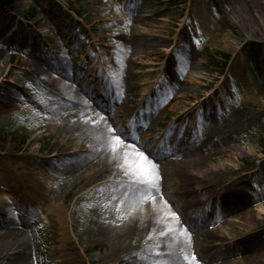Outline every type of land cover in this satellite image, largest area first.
Returning a JSON list of instances; mask_svg holds the SVG:
<instances>
[{
	"label": "rangeland",
	"instance_id": "1",
	"mask_svg": "<svg viewBox=\"0 0 264 264\" xmlns=\"http://www.w3.org/2000/svg\"><path fill=\"white\" fill-rule=\"evenodd\" d=\"M197 2L0 0V196L6 194V202L13 203L1 204L0 225L24 223L29 228L34 243L31 264H55L65 255L76 264H164L161 251L157 256L156 250L147 248L154 242L150 235L147 243L142 242V236L133 242L128 240L124 252L113 257L110 243H95L97 228L115 230L125 224L124 189L107 186L110 179L88 183L85 175L80 180L65 176L64 171L78 162L89 147L80 148L81 142L74 141L67 144L65 155L56 156L69 139L59 134L60 120L72 114L69 107L74 104L69 95L56 98L47 91L50 77L57 75L52 70L60 66H67L75 76V82L70 81L74 91L85 94L92 82L95 90H104L100 98L91 93L88 104L99 105V109L94 106V112L102 117L106 116L105 111L109 112L111 118H117L120 129L127 125L128 144L146 155L152 154V159L163 167L167 160H176L173 150L208 141L199 138L208 120L211 126H219L229 116H238L232 136L233 156H214L209 150L200 173H195L200 183L190 180V185L196 201H201L207 196L202 187L215 188L221 173L226 175L222 178L225 184L245 175L227 191H242L246 207L243 213L224 217L210 227L206 225L207 232L219 235L207 242L190 238L194 233L187 225L182 227L188 236L184 255L194 254L197 245L213 251L230 248L232 237L253 228L262 243V258L257 263H240L237 258L234 264H264V107L259 112L247 102L252 87L264 103V41L259 36L246 37L234 26L236 0ZM202 3L208 14L207 24L199 10ZM220 35L227 42L239 44L220 43ZM158 40H166L167 45L159 48L157 54L151 52L153 49L143 53L144 49L138 46ZM172 44L177 47L171 52ZM28 53L35 54L41 62L43 74L31 77L25 73L29 69L23 61ZM130 57L133 64L129 63ZM124 74L128 88L122 83ZM172 83L186 91H173ZM207 93L210 97L200 102L201 108L191 111L186 123L176 118ZM154 109L152 118L156 122L147 125ZM182 127L183 135L174 140ZM159 132L170 134L165 140L158 138L159 144L153 148ZM164 154L169 155L161 158ZM228 168L240 169V173L231 175ZM36 181L51 189L36 193L30 189ZM165 183V194L177 201L180 183L171 178ZM154 199L153 195L145 203ZM51 201L66 210L65 226L53 210L47 220L41 216L39 208ZM219 205L213 201L202 217L197 209L186 211L183 219L198 221L217 215ZM64 236L73 242L68 251L63 249ZM77 239L82 244L79 250L75 247ZM4 241L0 235V264H10L5 255L10 253V247H3ZM87 259L93 261L89 263ZM181 261L188 263L183 258Z\"/></svg>",
	"mask_w": 264,
	"mask_h": 264
},
{
	"label": "bare ground",
	"instance_id": "2",
	"mask_svg": "<svg viewBox=\"0 0 264 264\" xmlns=\"http://www.w3.org/2000/svg\"><path fill=\"white\" fill-rule=\"evenodd\" d=\"M200 2H202V0H198L197 4H200ZM200 9L202 11V19H204L205 24H207L208 14L204 11V3L200 5L199 10ZM233 9L236 11L235 17L233 18L234 26L236 25L246 37L259 36L261 40L264 41V0H236ZM219 37L220 43H229V45L239 44V42H227L224 36L220 35ZM163 45H167L166 40L138 44L139 47L141 46L142 49H144L143 53H150L149 50L153 49L151 52H154V54H157L160 50L159 48H162ZM176 47L177 45L174 46L172 44L170 47V49L172 48L171 52ZM131 49L132 47H130L127 55H130ZM27 57L28 58L23 61V65L25 64L29 70L24 72L31 77L35 76V74H43L45 68H43L41 62L37 60L35 54L28 53ZM128 60L129 63L133 64L134 61L131 57ZM168 62L169 61L166 63L167 66L169 64ZM52 73L57 75L50 77V89L47 90L49 95L57 98L59 95L64 94L66 96L69 95L74 100V104L69 107L70 113L72 112V114L67 118H62L59 123L61 125L59 126V134L68 136L69 139L60 147L56 156L65 155V152L69 148L67 144L74 141L81 142L80 148L89 147L78 162L71 164V166L64 171L65 176L67 178L80 180L83 175H85L87 176L88 183L110 179L106 182L107 186L124 189L122 207L124 208L123 214L125 217V224L118 226L115 230L99 227L94 231V236L92 235L95 237V243L98 240L111 244L110 250L112 257L124 252L128 240L133 242L138 236H142V242L147 243L146 237L150 235V237L154 239V242L147 245V248H153L159 252L161 251V258H163L164 264H183L181 260L183 258L182 256H184V248H186L184 246L188 236H186L185 232L183 235L180 234V232L183 231L182 227L187 225L191 234L194 233L190 238L196 241L207 242L219 235L214 232H207L205 230L206 225L210 227L213 226L215 222L222 221L224 217L243 213L242 211H244L246 207V201L242 191L237 190V193L229 194L227 190L232 183H236L245 175L239 178H233L225 184L222 178L226 175L225 173H221V178L215 188H210L209 186L202 187L201 191L207 192V196L201 201H196L194 188L190 185V180L200 183L201 179L199 180V177L196 176L197 174L195 173H200L205 159L209 158L207 155L209 150L214 152V156L222 155L223 157L226 156L228 159L233 156L232 150L235 148L232 147V136L236 129L234 124H237L239 120L238 116H229L223 123L219 124V126H211L208 120L204 126L205 131H202L199 136V138H206L208 141L202 145L190 146L187 149L181 148L179 151L173 150V153H176V160H167L166 166L164 167L161 166L157 160L152 159V154H148L149 159H152L153 161H151L156 165V171L158 173L157 187L159 191L153 190L155 199L147 204L145 203V199L141 198L140 194L135 193L133 188H129L130 177L125 175L124 167H122V165H124L125 152L129 154L130 164L133 162L136 164L139 163L133 155V153L138 150L127 142L128 146L125 144L118 145L114 152L109 147L106 139L111 135L108 132L109 127L118 128L123 132L128 129V126L125 125L120 129L117 118H111L109 112H106L103 108L102 111H105L106 116L101 119L102 114L94 112V106L99 109V105L96 102H94V106L88 104V101L92 97L91 93H94L96 96L98 94V98H100V96L102 97L104 95V90L101 88L95 90V88H93L94 83L92 82L87 87V92H85L86 95L79 91H74L70 81H73L72 78H75V76L68 72L67 66H60L59 69L52 70ZM123 78L124 80L122 83L128 88L129 82L127 81V75L124 74ZM171 86L173 87V91H186V89L179 86V84L172 83ZM250 89V94H252V96H250L249 99L247 98V102L254 105L257 111L260 112L262 107H264V103L255 96L256 94L253 93L252 87H250ZM123 91H125V89H122V92ZM204 96L205 97L199 101H196L197 103L193 105V108L190 107L180 112L177 114L176 118L186 123L187 117L191 114V111L201 108L199 104L202 103L200 102H205L207 98L210 97L209 93ZM183 98L185 99L187 97L185 96ZM154 112L155 109L150 112L151 118H148L149 122L147 125H153L154 122H156V120L152 118ZM76 118L78 119L76 120ZM183 130L182 127L179 133L175 135L174 140H177V138L183 135ZM168 134H170V132H159L157 138L152 142V147L156 148L159 144L157 139L161 138L165 140L167 138L165 136H168ZM170 150L171 147L167 148L165 153ZM167 155L169 154H164L161 158H167ZM228 170L231 175L240 173V169L228 168ZM169 178L180 183L178 189L180 197L177 201L172 199L170 195L168 196L165 194L167 188L165 180ZM48 188L49 187L42 181H36L32 183L30 187V189L38 194L42 189L48 191ZM49 189H51V186ZM5 196L7 195L2 194L0 196V206L1 204L8 206L13 204L11 201L6 202L8 198ZM216 200L220 204V210L217 215L212 214L198 221L192 219L186 222L183 219L184 212H192L195 209L199 210L197 214L202 217L203 211H207L213 205V201ZM39 210H41L40 214L42 217L44 216L45 220H47L49 212L52 210L55 211L62 226H65L66 220L64 212L66 210L64 208L60 206L56 207L51 201L49 205L45 202V205L39 208ZM171 213H175L179 217V220H172ZM0 227L2 230L0 231V235L5 239L3 247H10V250H8L10 253L5 254L6 260L9 261L10 264H31L34 243H32L31 240V233L28 232L29 228L26 227L24 223H2ZM168 228H172L174 231H166ZM260 228L259 226L258 229ZM255 230L256 229L249 228L248 230L245 229L239 232V234L231 238V247L224 250L213 251L211 247L208 248L197 245L196 251H194L197 260L194 261L193 264H234L237 258L240 259V263H246V261L257 263L262 258V243L259 242ZM161 233H164V235H161ZM63 240L66 241L63 248L65 249L64 251L70 250V245L73 242L70 241L67 236H64ZM76 241L78 244L75 247L79 250L82 248V244L79 239ZM237 241L240 243L242 242L243 245H240ZM86 250L87 248L83 249L84 252H86ZM4 252L7 251L4 250ZM107 260L111 261L112 259ZM92 261V259H87L89 263ZM73 263L76 264L73 259L66 255L60 261L55 262V264ZM129 264L136 263L129 261Z\"/></svg>",
	"mask_w": 264,
	"mask_h": 264
},
{
	"label": "snow or ice",
	"instance_id": "3",
	"mask_svg": "<svg viewBox=\"0 0 264 264\" xmlns=\"http://www.w3.org/2000/svg\"><path fill=\"white\" fill-rule=\"evenodd\" d=\"M101 119H103V117H101ZM108 132L111 135L106 139L112 151L115 152L116 146L121 144L128 146L126 141L127 130L121 132L118 128L109 127ZM133 155L139 163L136 164L133 162L130 164L129 154L125 152L124 165H122V167H124L125 175L130 177L129 188H133L134 192L140 194L142 199H147L153 196V190L157 192L159 191L157 187L158 173L156 171V165L149 159L148 155H146L143 150H138L134 152ZM171 219L178 221L179 217L175 213H171ZM166 231L172 232L174 230L172 228H168ZM184 231L187 230L185 229L181 231L180 234L183 235ZM161 235H164V233H161ZM156 255L159 256L160 252L157 251ZM183 259L188 262V264H192L193 261L197 260L195 254H185ZM154 264H159V262H154Z\"/></svg>",
	"mask_w": 264,
	"mask_h": 264
}]
</instances>
